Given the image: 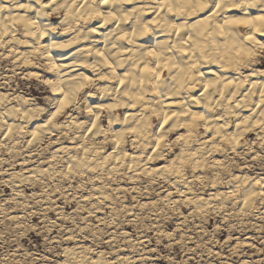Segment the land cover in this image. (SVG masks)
Returning a JSON list of instances; mask_svg holds the SVG:
<instances>
[{"label":"bare ground","instance_id":"1","mask_svg":"<svg viewBox=\"0 0 264 264\" xmlns=\"http://www.w3.org/2000/svg\"><path fill=\"white\" fill-rule=\"evenodd\" d=\"M0 56L18 74L43 68L53 76L45 80L48 107L0 90V166L13 162L5 182L20 199L22 182L48 193L49 182L57 189L88 181L87 196H72L77 205L98 213L92 205L104 203L115 212L108 193L124 189L114 182L142 176L165 183L160 198L169 205L177 202L173 191L194 210L230 198L241 214L264 216V159L245 155L251 131L264 150V0H0ZM231 155L246 170L230 171ZM251 166L257 171L249 173ZM221 183L223 190L215 187ZM198 184L211 190L208 197ZM89 251L80 242L64 246V263L136 259Z\"/></svg>","mask_w":264,"mask_h":264},{"label":"rangeland","instance_id":"2","mask_svg":"<svg viewBox=\"0 0 264 264\" xmlns=\"http://www.w3.org/2000/svg\"><path fill=\"white\" fill-rule=\"evenodd\" d=\"M3 58L0 56V82H4L0 84V90L21 93L35 99V102L40 105L48 107L53 100V93L45 80L53 76L51 77V74L43 68L36 70L38 76L18 74L16 72L21 71L18 69L13 71L8 66V58ZM91 91H95L94 86L91 87ZM80 112L78 114L73 109L69 111L83 118L86 115L85 103ZM103 123L105 124L106 121L104 120ZM174 136L175 134L170 135V139ZM245 137L253 141L250 151L245 152V155L257 151L260 155L259 161L264 159L262 152L264 150L256 143L255 131H251ZM46 144L44 139L41 147ZM127 147L130 150V146ZM165 156L169 157V154L164 155V160H166ZM241 156L244 157V154H240ZM238 157L232 156V160L229 158V165L232 164L231 168L229 167L230 171L235 168V171L239 168V170H246L241 168L244 159H238ZM8 163L13 164V162ZM8 163L0 166V264H65L63 248L64 246L71 248L75 242L88 247L90 255L96 257L100 254L104 260L112 261L111 259L116 255H132L136 259L131 264H139L140 261L148 264H264V216L260 219L251 212L241 214L237 201H231L230 198L221 200V204L218 203L217 206L211 203L203 205L202 209L196 208L197 211L192 208V203L186 204L179 201L178 194L171 191L170 195L173 199H177V202L169 205L167 201L160 198L162 190L167 187L165 183L147 181V177L140 176L137 182L126 183V180H123L121 184L114 182L119 186L120 191L124 189L118 194L115 190H110L108 193L111 194L110 199L114 200L116 213L104 203L92 205L97 206L98 213H88V210L77 205L72 197L87 196L90 190L87 187L88 181H85V184L82 181L79 182V187L76 180L69 182L71 184L69 186L66 181H62L63 184H60L57 189L49 182L53 191L48 193L41 192L42 186L36 182H33L34 184L22 182L23 191L20 193L23 194L20 199V195L17 196L12 187L5 182L4 174L11 168ZM15 164L13 170L16 172L21 167ZM7 169L8 171H5ZM256 171V168L252 166L248 169L249 173ZM190 174L191 172L188 171V175ZM114 183L112 189L116 185ZM64 184L66 188L62 189ZM72 185L74 188H70ZM130 185L138 187L127 189ZM215 187L223 190L225 186L221 183ZM194 189L201 192L204 198L211 193L209 188L201 187L199 184L195 185ZM36 193H43V197H46L43 198L45 201H40L42 199ZM38 198L40 202L37 201ZM49 204L52 207H49ZM7 214L15 215L17 220L9 218ZM19 214L21 217H18ZM103 216H106V219L113 217L116 224L102 221ZM64 234L72 237L66 238ZM131 238L140 240L137 246L129 245Z\"/></svg>","mask_w":264,"mask_h":264},{"label":"clouds","instance_id":"3","mask_svg":"<svg viewBox=\"0 0 264 264\" xmlns=\"http://www.w3.org/2000/svg\"><path fill=\"white\" fill-rule=\"evenodd\" d=\"M68 0H65V3H67ZM105 3H107V0H104ZM60 47H67L68 45H59ZM53 67H55V65H53Z\"/></svg>","mask_w":264,"mask_h":264},{"label":"snow or ice","instance_id":"4","mask_svg":"<svg viewBox=\"0 0 264 264\" xmlns=\"http://www.w3.org/2000/svg\"><path fill=\"white\" fill-rule=\"evenodd\" d=\"M233 23H244V21H233Z\"/></svg>","mask_w":264,"mask_h":264}]
</instances>
